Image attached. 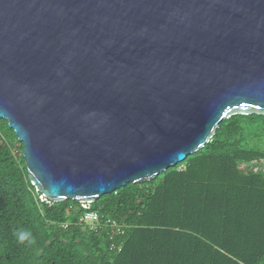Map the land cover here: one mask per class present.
<instances>
[{
	"label": "water",
	"instance_id": "obj_1",
	"mask_svg": "<svg viewBox=\"0 0 264 264\" xmlns=\"http://www.w3.org/2000/svg\"><path fill=\"white\" fill-rule=\"evenodd\" d=\"M264 115V0H0V118L54 202L94 203Z\"/></svg>",
	"mask_w": 264,
	"mask_h": 264
},
{
	"label": "trees",
	"instance_id": "obj_2",
	"mask_svg": "<svg viewBox=\"0 0 264 264\" xmlns=\"http://www.w3.org/2000/svg\"><path fill=\"white\" fill-rule=\"evenodd\" d=\"M23 146L0 118V264H264V115L222 120L186 160L92 203L127 225L122 237L88 231L81 202H42ZM19 229L36 244H19Z\"/></svg>",
	"mask_w": 264,
	"mask_h": 264
},
{
	"label": "built area",
	"instance_id": "obj_3",
	"mask_svg": "<svg viewBox=\"0 0 264 264\" xmlns=\"http://www.w3.org/2000/svg\"><path fill=\"white\" fill-rule=\"evenodd\" d=\"M39 199L42 202H45L47 204H51L50 199H48L44 194L40 193L39 191ZM83 209L85 210L80 218L79 222L86 227L88 231H95V232H100L103 229H110L112 232V238L114 237H122L126 234L127 231V225L124 223L120 222L117 219L113 218H103L97 211H93L91 209V204L89 202H81ZM70 226V222H67L64 224L65 228H68ZM111 238V239H112ZM121 250V247L117 246V244H112V250Z\"/></svg>",
	"mask_w": 264,
	"mask_h": 264
},
{
	"label": "clouds",
	"instance_id": "obj_4",
	"mask_svg": "<svg viewBox=\"0 0 264 264\" xmlns=\"http://www.w3.org/2000/svg\"><path fill=\"white\" fill-rule=\"evenodd\" d=\"M17 242L28 247L36 244V237L29 229H19L14 233Z\"/></svg>",
	"mask_w": 264,
	"mask_h": 264
}]
</instances>
